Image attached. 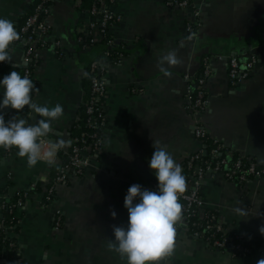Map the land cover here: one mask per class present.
<instances>
[{
	"label": "crops",
	"instance_id": "1",
	"mask_svg": "<svg viewBox=\"0 0 264 264\" xmlns=\"http://www.w3.org/2000/svg\"><path fill=\"white\" fill-rule=\"evenodd\" d=\"M36 1L0 0V17L12 20L17 29ZM170 1L117 0L113 4L122 16L111 28L120 52L116 57L99 54L107 68L108 88L100 154L84 173L59 185L55 201L45 204L48 177L64 163L63 152L77 134L74 129L85 100L91 51H83L78 37L79 27L88 24L91 15L80 11L76 0H52L50 29L33 73L37 88L32 98L41 105L63 106L64 114L52 122L45 139L63 138L66 144L51 166L41 161L29 167L15 147L0 152V219L18 194L30 192L21 205L14 204L16 228L6 230L5 237L29 263L127 264L126 257L110 247L112 226L127 223L124 197L128 188L139 183L152 190L157 181L148 166L153 140L166 146L186 176L185 163L203 145L196 135L200 122L212 137L253 157L264 168V0H189L187 8ZM24 47L21 43L10 46L12 59L0 62V78L13 68L23 75ZM173 49L180 62L161 70L159 58ZM250 55L261 62L248 80L233 85L227 60ZM205 61L211 68L205 83L208 107L197 120L187 108V90L203 74ZM13 111H5L7 119L36 123L39 118L27 106L26 114ZM38 186L41 189L36 191ZM201 197L204 211L217 210L233 234L249 241L261 237L264 176L240 185L221 174L207 175ZM260 258H264V243L235 256L183 229L176 234L173 252L160 264H257ZM7 260V248L0 241V261Z\"/></svg>",
	"mask_w": 264,
	"mask_h": 264
},
{
	"label": "built area",
	"instance_id": "2",
	"mask_svg": "<svg viewBox=\"0 0 264 264\" xmlns=\"http://www.w3.org/2000/svg\"><path fill=\"white\" fill-rule=\"evenodd\" d=\"M76 1L78 8H80L82 0ZM113 1L98 0L99 6L95 5L87 12L91 15V21L89 24L81 25L80 29H78L79 43L83 51L92 49L104 39H107V43L110 45L117 44V39L110 36L109 31L121 21L122 16L112 8ZM170 4L187 8L190 2L189 0H171ZM50 10V6L48 8L41 4L37 6L28 15L23 24L16 29L20 38L12 43H21L25 46L23 75H28L31 80H34L33 73L40 62V52L44 46L43 44H45L44 35L50 29L48 23ZM42 12H44V15H42ZM95 18H98V21ZM25 58H27V63H24ZM227 62L230 81L233 85H237L252 76L256 65L261 62V59L255 55L246 57L232 56ZM90 67L91 95L89 100H83V104L86 106V121L92 129L89 132L82 131L70 137V146L63 152L64 163L59 167V170L48 177L44 193L45 204L55 201V193L59 185L67 183L72 176L80 175L91 167L102 148L103 129L107 124L105 111V99L108 89L105 77L107 68L100 58L94 60ZM210 75V65L208 61H205L203 74L196 78L193 83L191 82L187 90V108L192 111L193 116L197 120L208 107L205 83ZM187 79H190V77L187 76ZM13 113L16 112L13 111ZM5 118L7 119L8 115L5 114ZM82 119L83 117L80 115L78 120ZM81 128V124L77 123L75 129ZM196 135L203 141V145L199 151L190 157L187 164L183 167L186 176L189 175L190 178L186 180L185 192L179 194L183 215L181 221L178 222V226L180 229L182 227L186 229L190 225H194L197 227L195 235L204 238L212 247L222 251H231L235 256L246 254L252 249L243 244L245 239L242 235H232V231L217 214H205L206 210L204 211L203 209L204 203L201 197V184L205 176H216L219 174L235 183L252 182L264 176V168H261L251 156L239 155L234 158V151L215 137H211L213 139V147L207 152L205 140L211 135L208 129L203 127L200 122L196 129ZM6 149L7 152H10L12 147ZM206 153H209L210 156L207 157ZM156 186L157 181L153 182L151 189L155 190ZM27 195L28 193L24 194V196ZM22 203L23 199L20 198L15 205L18 206ZM57 213L60 217L61 211L58 210ZM196 216L198 219L204 220L203 223L198 221L190 222L191 217ZM4 227L7 228L4 223H0V228L4 229Z\"/></svg>",
	"mask_w": 264,
	"mask_h": 264
},
{
	"label": "clouds",
	"instance_id": "3",
	"mask_svg": "<svg viewBox=\"0 0 264 264\" xmlns=\"http://www.w3.org/2000/svg\"><path fill=\"white\" fill-rule=\"evenodd\" d=\"M19 38L14 22L0 17V62L11 61L10 45ZM179 62L177 51L173 49L159 58L158 67L166 70V66H175ZM34 88L29 76L21 75L15 68L0 78V147H15L18 156L27 158L29 167L41 161L51 166L66 141L60 138L53 142L45 138L52 131V122L64 114V109L61 104L49 107L36 103L32 98ZM26 106L38 114L36 123L23 118H5L7 109L18 114ZM153 148L148 166L157 180L156 189L132 184L124 197L127 223L112 226L110 247L121 257H126L127 264H160L162 258L174 250L176 226L182 218L179 194L184 193L187 186L182 166L159 141L153 140ZM236 211L241 210L237 208ZM111 216H117L114 209ZM259 231L264 234V225ZM257 264H264V258Z\"/></svg>",
	"mask_w": 264,
	"mask_h": 264
},
{
	"label": "trees",
	"instance_id": "4",
	"mask_svg": "<svg viewBox=\"0 0 264 264\" xmlns=\"http://www.w3.org/2000/svg\"><path fill=\"white\" fill-rule=\"evenodd\" d=\"M110 1V0H109ZM52 0H37L34 5L31 7L30 11L27 13L26 16H24L23 18V22L26 20V18L28 17V15L33 12L37 6H39L40 4L43 5L44 7H49L50 4H51ZM117 2V0H114L112 2V5L115 4ZM111 3V2H110ZM95 5H98L99 6V3H98V0H82V4L80 5V8L79 10L82 11V12H88L90 11ZM42 15H44V12H42ZM100 18V17H99ZM96 21H98V18H95ZM23 22L21 23V25L23 24ZM90 22V21H89ZM89 22H87L89 24ZM110 33V36H113V38L116 39V37L112 34V31H109ZM116 44V43H115ZM90 53H88V58H90L89 62H88V74H87V78H86V81H85V84H84V87H85V97H84V101H87L89 100V97L91 95V75H90V69H91V63L96 60V59H99V54L100 53H103V52H109L111 54L112 57H116L118 56V52H120V47L118 44L116 45H110L107 43V39H104L102 40L101 42L97 43L92 49H90ZM89 51V50H88ZM200 77V76H199ZM34 85H35V88H34V91L32 92V95L35 93L36 91V88H37V83L35 80H32ZM26 107L25 109L21 110L23 112V114H26ZM80 114L82 115L83 119L80 120V124L82 126L81 129H74V133H81L82 131H91V127L88 125V122L86 121V106L82 103L81 105V108H80ZM212 136H208L205 140V143H206V151L208 152L209 149L212 146V143H213V139L211 138ZM204 143V144H205ZM0 152H7V149L6 148H3V147H0ZM239 155H243L239 152H236L234 151V158H236L237 156ZM206 156L209 157L210 154L209 153H206ZM245 156V155H244ZM187 164V163H185ZM260 166V165H259ZM262 168V166H260ZM189 175L186 176V180L189 179ZM237 184H240V185H244L246 184V182H236ZM40 187L38 186L37 189H35L36 191H39ZM28 193L27 196H24L25 193H20L16 196V200H15V203H17V201L22 198L24 201L26 200V198L29 197V194L30 192H26ZM14 204L11 205V207L7 208V211L4 212V218L3 219H0V223H4L5 226H7V228L4 227L3 228H0V241L2 242V244L7 248V251H8V260L5 261V262H1L0 261V264H31L29 263L22 255V252L20 250L17 249V246L14 247V245L12 246L11 245V240L5 238L7 237L6 235V230H9L10 229H15L16 227V224H17V219L16 217L14 216L13 212L11 210H13L14 208ZM211 214V213H215L217 214L218 216L219 213L217 210L215 209H208L206 210L205 214ZM204 214V215H205ZM182 215H183V211H182ZM203 219H205L203 217ZM202 222L204 220L202 219H198V217H191V221L190 222ZM176 234L185 229L184 227H182L180 229V227L178 226V223H177V226H176ZM186 230H188L189 232H191L192 234L195 235V232L197 230V227L194 226V225H190L188 228H186ZM5 234V235H4ZM233 235V233H232ZM234 238V236H232ZM264 243V234L261 235V237H259V239H256L255 241H249V240H246L243 242L244 245H246L248 248L250 249H253L255 247H261V245Z\"/></svg>",
	"mask_w": 264,
	"mask_h": 264
},
{
	"label": "water",
	"instance_id": "5",
	"mask_svg": "<svg viewBox=\"0 0 264 264\" xmlns=\"http://www.w3.org/2000/svg\"><path fill=\"white\" fill-rule=\"evenodd\" d=\"M118 42H120V41H118Z\"/></svg>",
	"mask_w": 264,
	"mask_h": 264
}]
</instances>
